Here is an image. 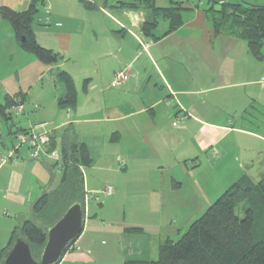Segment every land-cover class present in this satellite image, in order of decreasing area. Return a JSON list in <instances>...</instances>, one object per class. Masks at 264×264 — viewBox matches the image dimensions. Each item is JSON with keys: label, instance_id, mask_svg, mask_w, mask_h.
I'll return each mask as SVG.
<instances>
[{"label": "crops", "instance_id": "0c3cea01", "mask_svg": "<svg viewBox=\"0 0 264 264\" xmlns=\"http://www.w3.org/2000/svg\"><path fill=\"white\" fill-rule=\"evenodd\" d=\"M193 2L184 0L183 22L175 30L167 32L168 22L160 20L166 27L159 30V21L145 36L143 11L42 0L32 30L39 45L59 56L54 64L23 50L0 13V107L19 97L24 108L20 120L10 119L11 127L0 116V152L13 146L15 131L43 122L59 156L71 127L90 159L80 166L83 229L58 264H95L90 250L100 234L118 243L122 257L116 264L150 261L145 258L170 239L164 225L177 210L209 206L211 183L221 192L217 171L224 175L222 192L244 178L264 176V84L255 77L264 74V64H256L243 40L214 34L205 7ZM30 3L0 0V8L22 12ZM120 70L128 80L111 87ZM59 71L73 79L72 108L58 104L65 93ZM14 106L7 110L11 117ZM176 118L182 120L173 125ZM15 156L0 164V257L13 230L32 218L33 203L58 185L62 172L60 163L28 158L27 149L19 147ZM204 165L207 179L199 174ZM106 186L111 191L101 193ZM111 203L122 210L116 220L102 214Z\"/></svg>", "mask_w": 264, "mask_h": 264}, {"label": "trees", "instance_id": "16d2710c", "mask_svg": "<svg viewBox=\"0 0 264 264\" xmlns=\"http://www.w3.org/2000/svg\"><path fill=\"white\" fill-rule=\"evenodd\" d=\"M41 1L31 0L29 8L22 12L1 7L0 13L10 22L23 50L32 53L45 64H54L59 56L39 45L33 35L32 24ZM93 1L80 0L88 9H97L101 5L145 12L146 19L141 24L145 36H152V30L160 20L168 22L167 32L175 30L183 22L181 14L185 9L184 0H167L166 6H158V0ZM203 10L214 34L243 40L252 57L258 61L263 60L264 5L249 4L244 0H208ZM57 79L65 87V93L58 104L61 107H74L77 92L72 77L65 71H59ZM88 81H83L84 88ZM16 103L8 98L6 105L0 107V116L9 123L8 127L13 124L10 123L12 117L7 110ZM63 135L65 137L62 138L58 163L62 169L59 183L33 203L32 218L13 230L2 250L0 261L17 235L29 243L32 256L37 259L46 240V228L73 202L84 203L80 166L88 165L90 159L85 147L72 138L71 127ZM243 202H246L247 207L243 217L239 218L235 211ZM127 231L138 232L140 229L129 228ZM122 264H264V176L256 183L244 178L231 184L177 240L166 239L158 244L156 260H129Z\"/></svg>", "mask_w": 264, "mask_h": 264}, {"label": "rangeland", "instance_id": "374dc122", "mask_svg": "<svg viewBox=\"0 0 264 264\" xmlns=\"http://www.w3.org/2000/svg\"><path fill=\"white\" fill-rule=\"evenodd\" d=\"M192 1H194L193 3H198L199 1H201V4H203L202 6L203 7H206L208 5V0H189L190 3H192ZM226 1H230V2H238V1H242V0H226ZM245 2L249 3V4H259V5H264V0H244ZM168 4V1L167 0H158L157 1V5L158 6H166ZM166 27V23L163 22V21H160V24L158 26V29L161 30V29H164ZM263 54H264V42H263ZM256 64H264V58L263 60L261 61H258V60H255ZM263 75H260L259 77L258 76H255L258 78V81H260L261 77H263ZM261 83V82H260ZM259 86V85H258ZM22 117V115H17L15 114V112H13L12 114V119L15 121V120H20V118ZM21 122V121H20ZM13 140H14V144L13 145H16L17 144V140L13 137ZM8 148H12V147H8ZM26 149V147L24 145H22L20 147V149ZM254 164H255V160H254ZM205 168L201 169V172L199 174H201V177H204V178H208V169H207V165H204ZM92 170V169H91ZM88 171V168H85L84 169V172L86 173ZM212 171H210L211 173ZM217 174L219 176V178H223V174H221L219 171H217ZM211 177L213 178L212 179V182L217 181V175L216 174H212ZM187 180H189L188 177H186ZM220 179V180H221ZM229 179H232L231 176H229L228 178H226V183L229 181ZM252 181L254 183L258 182L256 179H255V176L254 178H251ZM220 180H219V194H216L217 193V187H215L214 184H209V189L208 187L206 188V192L209 194L210 197H212L211 199V203L217 198L216 195H219L220 196V193H222L223 190H220L221 189V185H220ZM229 183L231 184V182H228V185ZM99 198H101V200H105L103 197H101L100 195L98 196ZM100 200V201H101ZM92 206H94L95 208V203L92 204ZM97 207V206H96ZM208 206H204V208H201V209H185V210H177V212L174 214L175 218L173 219V222H167L164 226H165V229H164V235H168L170 237V239L172 240H177L181 234L186 230L187 226L193 222L196 218H198L203 212L204 210L207 208ZM247 207V204L246 202H243L242 204L238 205V207L236 208V215L239 217V218H242L243 215H244V211ZM98 209L100 207H97ZM109 210L107 211H103L102 214H104L105 216H107L108 218H110L111 220H116L117 218H119V214H120V217L122 216V210L121 209H116L115 208V204L114 203H111L109 204ZM166 212V210H165ZM107 217H103L101 216L100 214L98 215V219H102L104 221V223H108V218ZM187 222H186V220ZM181 222V224H180ZM257 222L259 223L260 222V218L258 216L257 218ZM171 225L172 227L175 228V230H172V231H169V225ZM187 223V224H186ZM178 228V229H177ZM178 232H177V230ZM124 241V239H122ZM103 241V242H102ZM125 242V241H124ZM121 244H123L121 242ZM97 246H95L94 248H92V250H90L91 254L92 255H96V262L95 264H116L117 263V259H119V257L121 258L122 255H121V251L119 249V246H118V243H115L110 237H108V235H103V234H100L99 235V239L97 241ZM118 255V256H117ZM147 260H156L157 259V253L154 254V256H147V258H145Z\"/></svg>", "mask_w": 264, "mask_h": 264}, {"label": "water", "instance_id": "95a60500", "mask_svg": "<svg viewBox=\"0 0 264 264\" xmlns=\"http://www.w3.org/2000/svg\"><path fill=\"white\" fill-rule=\"evenodd\" d=\"M83 219V203L73 202L46 228V240L37 259L32 256L29 243L17 235L0 264H58L69 245L80 235Z\"/></svg>", "mask_w": 264, "mask_h": 264}, {"label": "built area", "instance_id": "2783aa9c", "mask_svg": "<svg viewBox=\"0 0 264 264\" xmlns=\"http://www.w3.org/2000/svg\"><path fill=\"white\" fill-rule=\"evenodd\" d=\"M129 74L123 70L117 71L111 80L110 86L115 87L126 80H128ZM264 84V76L261 77L260 81ZM17 102L14 106V111L16 114L23 112V104L20 103L17 97L13 98ZM181 118H176L172 122L173 125H176L180 122ZM46 123H31L27 129L15 131L13 137L17 140V144L13 145L12 148H6L0 152V164H3L9 160H15V151L24 145L28 150V158L30 159H43L48 161H53L56 164L60 162L59 153L55 149H51V132L43 130ZM213 156H216V151H213ZM111 191L109 186L101 189V193H108ZM95 193H92L91 196H94Z\"/></svg>", "mask_w": 264, "mask_h": 264}]
</instances>
